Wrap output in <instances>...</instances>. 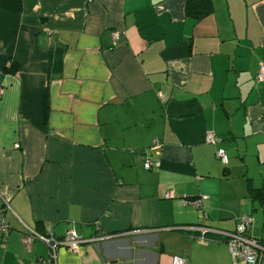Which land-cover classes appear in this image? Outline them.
<instances>
[{
	"label": "crops",
	"instance_id": "0c3cea01",
	"mask_svg": "<svg viewBox=\"0 0 264 264\" xmlns=\"http://www.w3.org/2000/svg\"><path fill=\"white\" fill-rule=\"evenodd\" d=\"M209 1L0 0V264H231L199 228L264 234V0ZM70 228L108 237L22 242Z\"/></svg>",
	"mask_w": 264,
	"mask_h": 264
},
{
	"label": "built area",
	"instance_id": "2783aa9c",
	"mask_svg": "<svg viewBox=\"0 0 264 264\" xmlns=\"http://www.w3.org/2000/svg\"><path fill=\"white\" fill-rule=\"evenodd\" d=\"M111 38L113 43L116 42L119 38V32L112 31ZM255 79L259 82H264V65H260ZM158 95L161 97V93L158 92ZM205 141L208 143H216L218 138L214 135L213 132H207ZM15 147H18L16 144ZM215 157L221 164H227L228 157L225 154L222 148H218L215 151ZM153 165V161L149 158H146L143 162L144 169H150ZM165 197H171V193H165ZM0 198L2 200L3 206L8 208V203L6 198L0 194ZM207 196H202L201 199H206ZM251 223V218L246 215L242 214L239 216L236 227L232 231H217L211 230L206 227L199 228L202 234L206 233L207 231H212L216 234V236L222 238L227 243L229 248V252L231 255V264H257L259 253L264 252V234L260 237L252 236L248 233V226ZM9 231L8 225L6 224L3 211L0 210V242L4 240L7 236ZM108 237L107 234L103 233L102 231L95 232V235L91 238H84L80 233H78L73 228L67 229L64 235L61 238H55L54 236H41L36 234L33 230L27 229L22 236V242L24 245H30L34 239H40L45 243V245L50 249L51 256L55 258V251L57 250L58 246H64L70 251H76L77 248L86 241L92 240H101L103 238ZM173 264H188V262L178 256H175L172 259Z\"/></svg>",
	"mask_w": 264,
	"mask_h": 264
},
{
	"label": "trees",
	"instance_id": "16d2710c",
	"mask_svg": "<svg viewBox=\"0 0 264 264\" xmlns=\"http://www.w3.org/2000/svg\"><path fill=\"white\" fill-rule=\"evenodd\" d=\"M12 2H15V5L11 6ZM209 0H187V10L191 6L198 8L199 16L204 15L209 9ZM3 3L9 7L11 10H18V0H3Z\"/></svg>",
	"mask_w": 264,
	"mask_h": 264
}]
</instances>
